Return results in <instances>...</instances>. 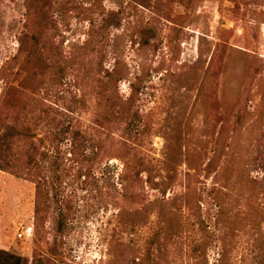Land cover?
Listing matches in <instances>:
<instances>
[{"label": "rangeland", "instance_id": "1", "mask_svg": "<svg viewBox=\"0 0 264 264\" xmlns=\"http://www.w3.org/2000/svg\"><path fill=\"white\" fill-rule=\"evenodd\" d=\"M17 121L0 250L23 264H264V0H0ZM129 124L139 179L110 149Z\"/></svg>", "mask_w": 264, "mask_h": 264}, {"label": "trees", "instance_id": "2", "mask_svg": "<svg viewBox=\"0 0 264 264\" xmlns=\"http://www.w3.org/2000/svg\"><path fill=\"white\" fill-rule=\"evenodd\" d=\"M21 112H23L21 115L24 116L25 110ZM2 126L3 128L0 131V167L10 170L14 168V164H12L10 156L12 150L25 142L28 143L29 139L34 136V133L32 131V127L24 121L7 122ZM56 126L60 127L59 124H56ZM132 129L133 128L131 124L127 125L122 132V138L124 140L121 142L122 144L120 147H114L112 145L110 149H113V151L117 150L125 152L126 157L124 158V161L127 172H129L128 170L132 169L134 172L129 174L134 173V177L139 179L141 174V172L139 173V167L140 165H143L144 160L138 152V136L135 134L136 136L132 137ZM68 130V128L61 127L60 133L54 134V139L59 140V138L61 139L65 137L68 134ZM76 134H79V132H76ZM33 149L36 148L34 147ZM0 264H23V260L20 256L14 253L0 250Z\"/></svg>", "mask_w": 264, "mask_h": 264}]
</instances>
